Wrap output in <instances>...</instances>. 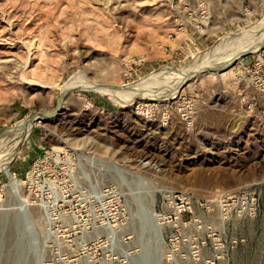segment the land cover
<instances>
[{
	"label": "rangeland",
	"instance_id": "374dc122",
	"mask_svg": "<svg viewBox=\"0 0 264 264\" xmlns=\"http://www.w3.org/2000/svg\"><path fill=\"white\" fill-rule=\"evenodd\" d=\"M263 24L264 0H0V264H264V38L173 96L73 83L152 94Z\"/></svg>",
	"mask_w": 264,
	"mask_h": 264
},
{
	"label": "bare ground",
	"instance_id": "6f19581e",
	"mask_svg": "<svg viewBox=\"0 0 264 264\" xmlns=\"http://www.w3.org/2000/svg\"><path fill=\"white\" fill-rule=\"evenodd\" d=\"M250 33L246 35H232V36H227L226 38H224L223 40H220V42L218 43V45L211 51H209L205 56L203 57H206L205 59H202L203 61L200 62V64L198 66H195L193 68H189L187 70H184V71H181L179 73H177L173 79H170L168 83H166L165 87H162L160 90H157L156 92L152 93V94H148V92H143L141 91L140 93H137V92H134V91H130L126 88H119V89H113V88H105L101 85H97V84H92L90 82H86V81H77L76 79H74V82L76 86L78 87H82V88H87V89H91V90H94L96 92H99L100 94H103V96L105 97H109V98H112L116 101L119 102V104L123 107L125 106H128L129 104H131L135 99H138V98H147V99H152V98H155V99H158L159 97H162V96H170V95H174V93L176 91H174V93H168V92H171L172 90H169L167 87L169 84H181L182 82L184 83L186 80H188L189 78H191L192 76L196 75V74H199L200 72H203L205 71L207 68H209V66H206L208 64H205L204 63V60H207L209 59L212 55H215L216 53V50L218 48H220L221 46H228L229 43H231V41H235V40H241V42L245 40H247V38L249 39L250 38V41H251V38H256L257 35H259V37L257 39H261V38H264V24L263 25H260L258 27H253L250 29ZM261 35V36H260ZM256 40V39H255ZM249 41V40H248ZM247 41V42H248ZM242 42V43H243ZM254 42V41H253ZM228 44V45H227ZM244 46V45H243ZM246 46V44H245ZM223 49V48H222ZM220 50V51H223V50ZM219 52V51H218ZM215 53V54H214ZM220 53V52H219ZM202 57V56H201ZM200 60V59H199ZM80 80V79H79ZM79 82V83H77ZM71 85L73 86L74 84L71 83ZM184 84H182L183 86ZM181 86V87H182ZM68 88V86H67ZM66 88V90H67ZM165 88V89H164ZM156 90V89H155ZM169 90V91H168ZM156 93V94H155ZM142 94V95H141ZM147 95V96H146ZM35 118V117H34ZM34 120V119H33ZM33 120L32 119H26L25 122H23L21 125H19V127H17L14 131L11 132V134H9L7 136V140H11L13 137H15L18 133L22 132V130L28 125V124H32L33 123ZM0 168L5 172L7 170V168L5 169V162H1L0 161Z\"/></svg>",
	"mask_w": 264,
	"mask_h": 264
},
{
	"label": "built area",
	"instance_id": "2783aa9c",
	"mask_svg": "<svg viewBox=\"0 0 264 264\" xmlns=\"http://www.w3.org/2000/svg\"><path fill=\"white\" fill-rule=\"evenodd\" d=\"M170 197L169 216H174V219L182 221L185 215L192 214L191 204L187 197L181 193H173Z\"/></svg>",
	"mask_w": 264,
	"mask_h": 264
},
{
	"label": "water",
	"instance_id": "95a60500",
	"mask_svg": "<svg viewBox=\"0 0 264 264\" xmlns=\"http://www.w3.org/2000/svg\"><path fill=\"white\" fill-rule=\"evenodd\" d=\"M7 176V179L10 181V173H8V175H6Z\"/></svg>",
	"mask_w": 264,
	"mask_h": 264
}]
</instances>
